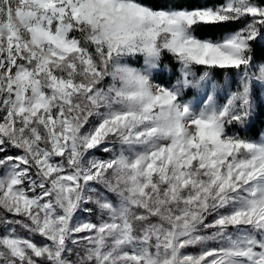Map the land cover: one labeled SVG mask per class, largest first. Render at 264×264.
<instances>
[{"label":"snow or ice","instance_id":"snow-or-ice-1","mask_svg":"<svg viewBox=\"0 0 264 264\" xmlns=\"http://www.w3.org/2000/svg\"><path fill=\"white\" fill-rule=\"evenodd\" d=\"M0 264H264V0H0Z\"/></svg>","mask_w":264,"mask_h":264},{"label":"rangeland","instance_id":"rangeland-1","mask_svg":"<svg viewBox=\"0 0 264 264\" xmlns=\"http://www.w3.org/2000/svg\"><path fill=\"white\" fill-rule=\"evenodd\" d=\"M190 251H195V250H193V249H190Z\"/></svg>","mask_w":264,"mask_h":264}]
</instances>
